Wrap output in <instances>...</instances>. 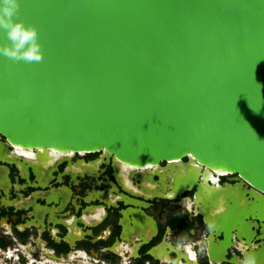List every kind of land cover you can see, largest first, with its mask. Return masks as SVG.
Returning a JSON list of instances; mask_svg holds the SVG:
<instances>
[{
	"label": "water",
	"instance_id": "obj_1",
	"mask_svg": "<svg viewBox=\"0 0 264 264\" xmlns=\"http://www.w3.org/2000/svg\"><path fill=\"white\" fill-rule=\"evenodd\" d=\"M15 19L37 30L42 59L0 54V144L182 163L170 184L151 172L155 196L196 187L222 237L213 251L250 218L264 229V0H20ZM202 167L242 182L213 187ZM249 254L262 261L264 246Z\"/></svg>",
	"mask_w": 264,
	"mask_h": 264
},
{
	"label": "flooded vegetation",
	"instance_id": "obj_2",
	"mask_svg": "<svg viewBox=\"0 0 264 264\" xmlns=\"http://www.w3.org/2000/svg\"><path fill=\"white\" fill-rule=\"evenodd\" d=\"M182 168L167 161L136 168L105 150L0 144V264H242L245 253L264 246L261 223L250 218L244 238L233 233L224 254L213 251L222 237L198 212L196 187L155 196L162 185L151 172L170 184ZM201 176L213 187L242 182L236 173L205 167ZM165 195L175 194L168 187Z\"/></svg>",
	"mask_w": 264,
	"mask_h": 264
},
{
	"label": "clouds",
	"instance_id": "obj_3",
	"mask_svg": "<svg viewBox=\"0 0 264 264\" xmlns=\"http://www.w3.org/2000/svg\"><path fill=\"white\" fill-rule=\"evenodd\" d=\"M20 0H0V29L6 31L10 47L0 48V54L16 60L39 61L42 59L41 45L35 28L15 19ZM213 227L208 225L209 230ZM245 264H257L255 255L249 256Z\"/></svg>",
	"mask_w": 264,
	"mask_h": 264
},
{
	"label": "bare ground",
	"instance_id": "obj_4",
	"mask_svg": "<svg viewBox=\"0 0 264 264\" xmlns=\"http://www.w3.org/2000/svg\"><path fill=\"white\" fill-rule=\"evenodd\" d=\"M83 152H84V151H81V153H83ZM259 263L264 264V259H263L262 261H261V260H260V261L258 260V261H257V264H259Z\"/></svg>",
	"mask_w": 264,
	"mask_h": 264
},
{
	"label": "rangeland",
	"instance_id": "obj_5",
	"mask_svg": "<svg viewBox=\"0 0 264 264\" xmlns=\"http://www.w3.org/2000/svg\"><path fill=\"white\" fill-rule=\"evenodd\" d=\"M1 264H10V263H8V262H2ZM65 264V263H64ZM68 264V263H67Z\"/></svg>",
	"mask_w": 264,
	"mask_h": 264
},
{
	"label": "snow or ice",
	"instance_id": "obj_6",
	"mask_svg": "<svg viewBox=\"0 0 264 264\" xmlns=\"http://www.w3.org/2000/svg\"><path fill=\"white\" fill-rule=\"evenodd\" d=\"M29 155H30V153H29Z\"/></svg>",
	"mask_w": 264,
	"mask_h": 264
}]
</instances>
